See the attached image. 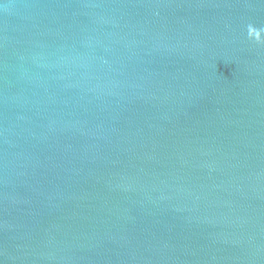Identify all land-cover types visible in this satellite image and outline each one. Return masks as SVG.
<instances>
[{
	"label": "water",
	"instance_id": "water-1",
	"mask_svg": "<svg viewBox=\"0 0 264 264\" xmlns=\"http://www.w3.org/2000/svg\"><path fill=\"white\" fill-rule=\"evenodd\" d=\"M0 264H264V0H0Z\"/></svg>",
	"mask_w": 264,
	"mask_h": 264
}]
</instances>
